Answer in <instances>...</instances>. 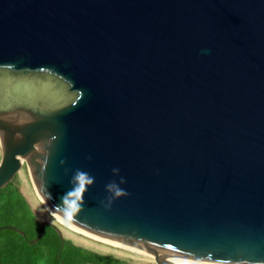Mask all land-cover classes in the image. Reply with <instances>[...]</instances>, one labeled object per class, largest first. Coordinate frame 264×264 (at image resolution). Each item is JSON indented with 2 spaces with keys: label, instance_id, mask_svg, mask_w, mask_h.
<instances>
[{
  "label": "water",
  "instance_id": "water-1",
  "mask_svg": "<svg viewBox=\"0 0 264 264\" xmlns=\"http://www.w3.org/2000/svg\"><path fill=\"white\" fill-rule=\"evenodd\" d=\"M22 163L158 264H264V0H0V188Z\"/></svg>",
  "mask_w": 264,
  "mask_h": 264
},
{
  "label": "trees",
  "instance_id": "trees-1",
  "mask_svg": "<svg viewBox=\"0 0 264 264\" xmlns=\"http://www.w3.org/2000/svg\"><path fill=\"white\" fill-rule=\"evenodd\" d=\"M40 218L29 206L19 189L15 176L0 188V225L11 224L20 228L25 237L11 228L0 229V264H128L124 259L100 253L75 244L69 238H60L50 225L41 231Z\"/></svg>",
  "mask_w": 264,
  "mask_h": 264
},
{
  "label": "rangeland",
  "instance_id": "rangeland-1",
  "mask_svg": "<svg viewBox=\"0 0 264 264\" xmlns=\"http://www.w3.org/2000/svg\"><path fill=\"white\" fill-rule=\"evenodd\" d=\"M15 181L21 187V192L25 196L31 209L40 219H46L55 223L62 231L65 238L71 239L75 244L85 248L100 252L112 254L116 257L124 259L128 264H158L148 254L140 253L134 250L115 246L87 235L75 231L54 218L51 212L39 200L34 189L30 176L26 170L24 163L15 175Z\"/></svg>",
  "mask_w": 264,
  "mask_h": 264
},
{
  "label": "bare ground",
  "instance_id": "bare-ground-1",
  "mask_svg": "<svg viewBox=\"0 0 264 264\" xmlns=\"http://www.w3.org/2000/svg\"><path fill=\"white\" fill-rule=\"evenodd\" d=\"M33 189H34V191H35V193H36V195H37V197L39 198V200L45 205V207L51 212V214L54 216V218L56 219V220H58L59 222H61V223H63L64 225H66V226H68L69 228H71V229H73V230H75V231H78V232H81V233H83L84 235H87V236H89V237H92V238H94V239H97V240H100V241H103V242H106V243H109V244H112V245H115V246H119V247H123V248H126V249H130V250H134V251H137V252H140V253H144V254H147L146 252H144V251H140V250H137V249H133V248H130V247H126V246H123V245H119V244H115V243H112V242H108V241H106V240H104V239H102V238H100V237H97V236H95V235H93V234H91V233H89V232H87V231H85V230H83V229H81V228H78V227H76V226H74V225H72V224H70V223H68V222H66V221H64L52 208H50L44 201H43V199H41V197L37 194V192H36V189L34 188V186H33ZM172 261H174V262H176V263H179V264H203V263H196V262H188V261H180V260H173V259H171Z\"/></svg>",
  "mask_w": 264,
  "mask_h": 264
},
{
  "label": "clouds",
  "instance_id": "clouds-1",
  "mask_svg": "<svg viewBox=\"0 0 264 264\" xmlns=\"http://www.w3.org/2000/svg\"><path fill=\"white\" fill-rule=\"evenodd\" d=\"M85 174L84 173H77V177H79V178H83V176H84ZM83 187V185H81V188ZM110 189H113L114 190V195L116 196V197H119V196H122V195H126V193L123 191V190H121V189H119L116 185H109L108 186ZM66 195V194H65ZM49 198H51L50 196H49ZM60 204L59 205H53V206H51V208L53 209V210H60L61 212H64L65 211V209H64V202H65V196H61V198H60ZM82 206V205H81ZM66 218H70V217H68V216H66Z\"/></svg>",
  "mask_w": 264,
  "mask_h": 264
},
{
  "label": "crops",
  "instance_id": "crops-1",
  "mask_svg": "<svg viewBox=\"0 0 264 264\" xmlns=\"http://www.w3.org/2000/svg\"><path fill=\"white\" fill-rule=\"evenodd\" d=\"M19 189H20V191H22L20 186H19ZM22 194H23V193H22ZM24 197H25V196H24ZM25 199H26V198H25Z\"/></svg>",
  "mask_w": 264,
  "mask_h": 264
}]
</instances>
